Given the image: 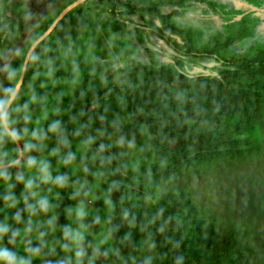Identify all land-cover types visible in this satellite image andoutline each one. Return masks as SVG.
<instances>
[{
    "label": "trees",
    "instance_id": "1",
    "mask_svg": "<svg viewBox=\"0 0 264 264\" xmlns=\"http://www.w3.org/2000/svg\"><path fill=\"white\" fill-rule=\"evenodd\" d=\"M71 16L72 11L65 14L34 48L21 88L6 112V123L16 130L23 156L19 164L4 168L9 173L7 181L0 178V210L3 212L0 225L6 224L8 228L7 232L0 233L1 240L12 246L13 229L17 225L43 233L41 237L45 242L54 238L55 233L63 232L66 223L61 215L77 201L64 183L82 177L87 181L82 189L100 184L111 211L106 213L94 206L88 216L92 226L104 224L106 233L113 237V248L120 259L138 254L140 239L150 237L158 246V264H254V251L246 240L247 230L233 227L220 236L205 209L191 201L186 189L162 192L150 206L140 198L142 194L153 195L157 186L175 170L242 155L239 148H226L237 141L218 142L219 133L215 130L200 132L194 126H187L186 121L214 124L224 115L239 114L236 130L256 125L264 109V51L256 50L248 57H231L217 76L189 77L164 66L139 67L130 76L134 86L126 88L106 83L94 72L82 71L71 96L61 95L54 84L50 85L48 97L22 95L23 85L32 71L41 69L38 60L46 62L55 58L61 47L75 38L76 31L60 34ZM55 18L50 17L40 35ZM172 30L183 36L185 52L204 54L203 48L192 47L188 32L176 27ZM10 38L8 34L7 39ZM225 42H217L215 47L231 40ZM215 47L205 54L216 53ZM26 51L16 57L9 69L2 98L8 99L13 91ZM158 83L190 92L186 97L175 98ZM4 104L1 103V107ZM28 106L33 107L26 116L24 108ZM124 114L129 115L127 122L119 120ZM140 124L147 125L148 133L156 138L153 148L157 163L138 173L126 162L123 149L112 139L123 137L126 141L140 142L143 138ZM0 128H4L1 112ZM170 139L174 145L169 143ZM26 143L32 144L31 149L25 147ZM17 155L14 140L0 133V164L10 158L14 160ZM28 157L46 167L60 191V198L38 184L36 196H27L26 184L17 179V170L21 164L28 166L25 164ZM6 195L14 204L3 200ZM37 201H46L47 210H42ZM43 217L50 221L39 223Z\"/></svg>",
    "mask_w": 264,
    "mask_h": 264
},
{
    "label": "rangeland",
    "instance_id": "2",
    "mask_svg": "<svg viewBox=\"0 0 264 264\" xmlns=\"http://www.w3.org/2000/svg\"><path fill=\"white\" fill-rule=\"evenodd\" d=\"M74 1H6L5 10L17 14L22 27L13 47L0 45V98L3 82L15 58L29 48L50 17H57ZM69 11L72 16L60 29V34L76 31L75 38L61 47L55 58L46 62L38 60L41 69L32 71L23 85L22 95L48 97L50 85L54 84L61 95L71 96L82 71L94 72L102 81L126 88L134 86L130 76L139 67L164 66L189 77L217 76L224 68V62L231 57H248L256 50L264 51V0H84ZM81 25L83 27L78 29ZM173 27L188 32L192 47L203 48L204 54L185 52L183 36L174 33ZM226 40L231 42L215 47L217 42ZM212 46L216 53L205 54ZM158 86L175 98L186 97L190 92L164 83H158ZM32 107L24 108L26 116ZM2 108L0 103V112ZM148 115L153 116V113L148 112ZM128 119L127 114L119 118L121 122ZM238 120L239 114L224 115L214 124L187 120V126H194L200 132H218V142L237 141L226 148H239L242 155L175 170L157 186L153 195L142 194L140 199L150 206L162 192L186 189L191 201L205 209L220 236L233 227L246 229V240L254 251L253 263L264 264V109L254 126L236 130ZM140 129L142 140L131 141V146L129 141L117 143L118 139H112L123 149L126 162L138 173L157 163L153 148L156 138L148 133L147 125L140 124ZM169 143L175 144L171 139ZM23 165H19L17 177H22L19 180L26 184L28 197L36 196L38 184L60 198V191L54 186L46 167L39 163ZM28 180L32 181L31 186L27 185ZM86 184L82 177L64 183L65 189L71 191L77 201L72 209L61 215L66 223L63 232L55 233L50 241L45 242L39 233L20 225L13 229L12 246L0 238V248H6L16 256V259L9 258V264H18L21 258L28 260V264L159 263L158 246L150 237L140 239L138 254L126 260L118 257L113 248V237L106 233L104 224L92 226L88 216L94 206L106 213L111 209L103 198L100 184L82 189ZM81 211L82 216L79 215ZM2 213L0 210V217ZM48 221L50 219L44 217L38 220L41 224ZM66 231L69 236H65ZM77 232L82 236L79 248L83 255L79 258L74 255L76 242L70 238ZM0 258H3L2 253Z\"/></svg>",
    "mask_w": 264,
    "mask_h": 264
},
{
    "label": "clouds",
    "instance_id": "3",
    "mask_svg": "<svg viewBox=\"0 0 264 264\" xmlns=\"http://www.w3.org/2000/svg\"><path fill=\"white\" fill-rule=\"evenodd\" d=\"M11 75V74H10ZM0 103H9V101L6 98H0ZM5 115H7V113H5ZM25 120H27V117H24ZM51 127L55 128L56 125H52ZM26 131V129H25ZM0 133H2L3 136H7L10 140H15V139H19V137L17 136L16 130L14 128H0ZM33 136H36V133H33ZM117 143H123V137H120L117 141ZM129 146H131L132 142L129 141ZM25 147L31 149L32 144L31 143H26ZM103 147V146H101ZM4 155H7L6 153ZM10 166H13L15 164H19L20 161L18 160H12L11 158L8 161ZM25 164H27L28 166H33L35 164V159L33 157H28L27 160L25 161ZM0 178H3V180L7 181L9 178V173L7 172L6 169L4 168H0ZM22 177H20L18 175L17 179H21ZM63 179V178H60ZM27 185L31 186L32 181L28 180ZM32 195H35V193H32ZM4 201H11L12 204H14V201H12L11 197L9 195H6L3 197ZM37 203L40 205L41 209L46 211L47 210V202L46 201H37ZM28 207L31 209L32 205L29 204ZM79 215H83V212L81 211L79 213ZM125 216H127V212L124 213ZM8 228L7 225H0V233L3 232H7ZM13 235H15V233H13ZM40 235L42 236L43 233H40ZM65 236H69V233L66 231L65 232ZM73 241L76 242V251L74 253L75 257L79 258L83 255L82 249L79 248V241L82 239V236L79 232L75 233L74 235H71L70 237ZM0 253L3 254V258H0V264H9V258L11 259H16V256L14 253H10L6 248H0ZM18 264H28V260L26 259H19ZM89 264H91V261H89Z\"/></svg>",
    "mask_w": 264,
    "mask_h": 264
},
{
    "label": "water",
    "instance_id": "4",
    "mask_svg": "<svg viewBox=\"0 0 264 264\" xmlns=\"http://www.w3.org/2000/svg\"><path fill=\"white\" fill-rule=\"evenodd\" d=\"M84 0H76L74 2H72L71 4L67 5L65 8H63L61 10V12L57 15V17L55 18V20L51 23V25L41 34L39 35L32 43L31 45L29 46V48L27 49L26 53H25V56H24V59H23V62H22V67H21V71H20V75H19V78L16 82V85L13 89V91L11 92L10 96L8 97V101L9 103H5L3 108H2V111H1V123L2 125L4 126V128H9L7 123H6V120H5V113L7 112V109L9 108L10 104L12 103V101L14 100L15 96L17 95L18 91L20 90V87H21V84L23 82V79H24V75H25V72H26V66H27V63H28V60H29V57L32 53V51L34 50V48L37 46V44L42 41L50 32L51 30L54 28V26L56 25V23L70 10L72 9L73 7H75L77 4L79 3H82ZM10 129V128H9ZM15 144H16V147H17V150H18V155L17 157L14 159V160H18V161H21L22 159V147H21V144L19 143L18 139H15L14 140ZM16 165V164H15ZM14 166V165H13ZM8 167H11L9 165V163H4V164H0V168H8Z\"/></svg>",
    "mask_w": 264,
    "mask_h": 264
},
{
    "label": "flooded vegetation",
    "instance_id": "5",
    "mask_svg": "<svg viewBox=\"0 0 264 264\" xmlns=\"http://www.w3.org/2000/svg\"><path fill=\"white\" fill-rule=\"evenodd\" d=\"M6 1L7 0H0V45L4 48H11L15 45L16 40L19 36V30L22 27V21L17 17V14L8 13L5 10ZM8 34L11 35L10 39H12V41H9L10 39H7ZM8 72H7V76H8ZM5 80L2 85L1 94L4 90Z\"/></svg>",
    "mask_w": 264,
    "mask_h": 264
},
{
    "label": "crops",
    "instance_id": "6",
    "mask_svg": "<svg viewBox=\"0 0 264 264\" xmlns=\"http://www.w3.org/2000/svg\"><path fill=\"white\" fill-rule=\"evenodd\" d=\"M89 215V214H88Z\"/></svg>",
    "mask_w": 264,
    "mask_h": 264
}]
</instances>
